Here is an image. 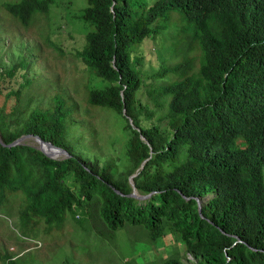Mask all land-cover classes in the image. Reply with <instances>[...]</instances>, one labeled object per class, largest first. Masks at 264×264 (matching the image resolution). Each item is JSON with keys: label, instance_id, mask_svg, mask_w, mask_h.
Listing matches in <instances>:
<instances>
[{"label": "trees", "instance_id": "16d2710c", "mask_svg": "<svg viewBox=\"0 0 264 264\" xmlns=\"http://www.w3.org/2000/svg\"><path fill=\"white\" fill-rule=\"evenodd\" d=\"M53 1L2 5L29 25ZM86 1L81 16L93 27L76 53L103 84L85 87L80 105L110 115L114 131L126 136L124 150L113 157L79 146L80 135L70 134L78 101L56 92L50 104L30 107L23 84L3 91L29 60L0 63V210L12 213L18 199L15 226L23 237L11 231L13 237L50 240L68 221L99 239L138 225L151 241L170 230L192 256L184 260L175 250L142 264H264V0H152L140 10L132 0ZM170 11L179 14L180 37L170 46L179 58L151 75L166 79L149 91L150 106L136 97L144 77L133 47ZM27 132L69 155L7 144ZM144 159L132 179L139 193L150 194L139 198L129 195V175ZM205 195L199 211L195 196ZM23 254L0 249V263L26 264Z\"/></svg>", "mask_w": 264, "mask_h": 264}, {"label": "rangeland", "instance_id": "374dc122", "mask_svg": "<svg viewBox=\"0 0 264 264\" xmlns=\"http://www.w3.org/2000/svg\"><path fill=\"white\" fill-rule=\"evenodd\" d=\"M3 1L7 0H0V63L3 68H8L17 64L22 57L29 60L26 69L20 65L15 67L14 74L9 83L4 84L3 91L23 84L22 102L29 99L30 107L38 102L43 106L50 104L56 92L70 96V101L75 99L80 106L75 116L78 124H74L70 132L71 135H80L82 138L78 145L84 143L94 146L95 151L104 156L117 157L122 154L126 136L114 131L110 115L100 108L88 113L87 108L80 105L85 87L103 84L102 78L90 72L76 53L85 43L86 32L93 27L89 20L81 16L87 1L54 0L49 11L36 12L29 25H22L15 20L4 9ZM151 1L132 0L138 10L139 3ZM177 14V11H170L160 15L152 25L154 30L151 35L133 47V53L142 57L144 77L136 97L150 106L154 102L149 91L166 79V76L153 78L151 75L162 65L179 58L170 50L171 44L180 37ZM2 99L0 97V101ZM161 112L156 111L152 118L157 120ZM23 142L37 144L33 137H26ZM16 196L20 197V194ZM13 199L9 205L13 214L5 206L0 210V249L6 248L16 252V255L23 252L26 264H125L126 261L142 264L146 261L160 262L175 250L184 260L192 257L186 252L185 244L175 240L170 230H165L161 236L151 241L138 225H126L110 237L99 239L93 231L82 235V230L74 222L68 225V221L62 233L50 234V240L44 241L38 237L30 238L34 244L20 242L11 233L13 231L15 235L23 237L15 226V220L19 216V201L17 198ZM75 217H81V214L76 213Z\"/></svg>", "mask_w": 264, "mask_h": 264}, {"label": "water", "instance_id": "95a60500", "mask_svg": "<svg viewBox=\"0 0 264 264\" xmlns=\"http://www.w3.org/2000/svg\"><path fill=\"white\" fill-rule=\"evenodd\" d=\"M122 111H123V113H125V107H123ZM129 122L132 123L131 117H129ZM26 137H33L34 140L37 142V144H35L34 146L37 147L38 149H40L41 151H43L46 155H48L50 157L61 158V157H66L69 155L68 151L65 148H63L59 145H56V144L52 143L51 141L42 138L40 135L32 133V132L23 133V134L17 136L13 141H11L10 143H7V144L10 145V144H15V143H23V139ZM141 138L144 139V136L141 135ZM0 141L2 143H4L2 141L1 135H0ZM145 160L146 159H144L141 162L140 166L137 168V170L135 172H133L132 174L129 175V182L132 186V191L129 193V195L142 198V197H146L150 194V192L146 193V194L139 193L138 190L136 189L134 181L132 179V176L135 175L138 172L139 168H141L143 166ZM195 198L197 200L198 210L200 211L201 210V202L204 199H208V195H205L203 197L195 196ZM236 237H237V239H240L239 236H236Z\"/></svg>", "mask_w": 264, "mask_h": 264}, {"label": "bare ground", "instance_id": "6f19581e", "mask_svg": "<svg viewBox=\"0 0 264 264\" xmlns=\"http://www.w3.org/2000/svg\"><path fill=\"white\" fill-rule=\"evenodd\" d=\"M45 146V145H44Z\"/></svg>", "mask_w": 264, "mask_h": 264}]
</instances>
